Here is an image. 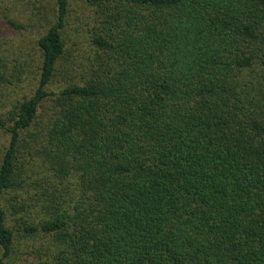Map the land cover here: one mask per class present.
<instances>
[{"label":"trees","instance_id":"obj_1","mask_svg":"<svg viewBox=\"0 0 264 264\" xmlns=\"http://www.w3.org/2000/svg\"><path fill=\"white\" fill-rule=\"evenodd\" d=\"M46 17L0 105V264H264V0Z\"/></svg>","mask_w":264,"mask_h":264},{"label":"rangeland","instance_id":"obj_2","mask_svg":"<svg viewBox=\"0 0 264 264\" xmlns=\"http://www.w3.org/2000/svg\"><path fill=\"white\" fill-rule=\"evenodd\" d=\"M51 5L52 0H0V56H3L7 67L10 68L12 73V79H10L12 85L7 87L3 82H0V105L2 103H12L16 98H20L25 91L29 90L30 80L14 84L18 78L16 71L21 68L20 64L25 60H29V62L32 60V53L34 54L32 41L35 38L36 29L39 21L43 24L46 22V15ZM81 7H83V0H71L73 14L76 11L80 12ZM8 18L22 23L24 27L16 29L7 22ZM80 24L79 21H73L69 26L71 38L79 42V46L85 35L82 28L75 29V27L80 28ZM3 140L4 138H0V154ZM28 259V254H22L14 256L10 263L28 264Z\"/></svg>","mask_w":264,"mask_h":264}]
</instances>
